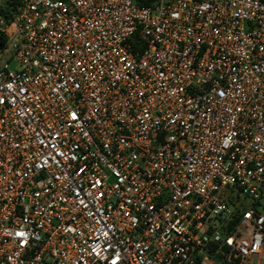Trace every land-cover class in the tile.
Masks as SVG:
<instances>
[{"label": "built area", "instance_id": "2783aa9c", "mask_svg": "<svg viewBox=\"0 0 264 264\" xmlns=\"http://www.w3.org/2000/svg\"><path fill=\"white\" fill-rule=\"evenodd\" d=\"M0 264H264V0H0Z\"/></svg>", "mask_w": 264, "mask_h": 264}, {"label": "rangeland", "instance_id": "374dc122", "mask_svg": "<svg viewBox=\"0 0 264 264\" xmlns=\"http://www.w3.org/2000/svg\"><path fill=\"white\" fill-rule=\"evenodd\" d=\"M246 205H250L251 204V200L249 199V198H247V199H243L242 200Z\"/></svg>", "mask_w": 264, "mask_h": 264}, {"label": "trees", "instance_id": "16d2710c", "mask_svg": "<svg viewBox=\"0 0 264 264\" xmlns=\"http://www.w3.org/2000/svg\"><path fill=\"white\" fill-rule=\"evenodd\" d=\"M143 4L144 5H148V4H150V2L149 1H144Z\"/></svg>", "mask_w": 264, "mask_h": 264}]
</instances>
